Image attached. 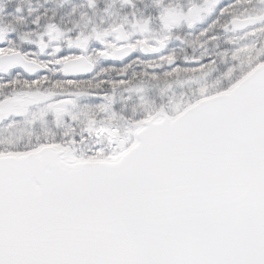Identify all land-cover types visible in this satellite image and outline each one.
<instances>
[{"label": "snow or ice", "instance_id": "1", "mask_svg": "<svg viewBox=\"0 0 264 264\" xmlns=\"http://www.w3.org/2000/svg\"><path fill=\"white\" fill-rule=\"evenodd\" d=\"M152 5L0 19V264H264V0Z\"/></svg>", "mask_w": 264, "mask_h": 264}, {"label": "trees", "instance_id": "2", "mask_svg": "<svg viewBox=\"0 0 264 264\" xmlns=\"http://www.w3.org/2000/svg\"><path fill=\"white\" fill-rule=\"evenodd\" d=\"M64 0H0V19H3L4 22L8 23L9 21H14V23H17L20 17H24L26 15V9L31 8V9H37L39 8L40 10H44L43 6H46L48 3L54 4L57 6V11L54 18H62L63 17H73L75 19H78V15L80 16V13L85 11L82 7L84 4L86 5V10L89 9L88 3L85 0H76L79 6L73 5L71 7V15L70 14H62L60 13V9H63L67 11L69 6H65L63 2ZM139 6L141 12H149V10L152 8V0H134V3ZM58 4V5H57ZM95 5L98 8H95L98 13L100 14L101 11L107 12L108 9L111 7V1L110 0H95ZM22 9V12H17L16 9ZM121 7H116V11L119 12ZM94 8L89 9V11H92ZM75 10V11H74ZM126 12H131L132 8H127L125 10ZM16 13L21 14L18 17L16 16ZM68 12V11H67ZM125 13V12H124ZM48 17V16H45Z\"/></svg>", "mask_w": 264, "mask_h": 264}, {"label": "rangeland", "instance_id": "3", "mask_svg": "<svg viewBox=\"0 0 264 264\" xmlns=\"http://www.w3.org/2000/svg\"><path fill=\"white\" fill-rule=\"evenodd\" d=\"M80 7H82V8L85 10V11H83L82 13H80V21H79V25H80L79 28L83 29L84 27L80 24L81 21L84 19V20H86V21L88 22L93 16H91V15L89 14V12L86 11V9H85L86 6H85V5L80 6ZM28 10H29V9H28ZM28 10H26V13H28ZM15 14H16L17 17L19 16L18 13L15 12ZM20 15H21V14H20ZM107 15L112 16L113 14H108V13H106V12L104 11V14L101 13V14L99 15V17L96 18V19L99 20V21H98V25L101 24V21H103L104 23L107 24V20L105 19V17H106ZM124 17H126V16H124ZM18 18H19V17H18ZM30 18H31V17H30ZM44 18H46V17H44ZM47 18H48V17H47ZM122 19H123V18H121V19H110V20H109V24H110V23H113V22H117V21L122 20Z\"/></svg>", "mask_w": 264, "mask_h": 264}, {"label": "flooded vegetation", "instance_id": "4", "mask_svg": "<svg viewBox=\"0 0 264 264\" xmlns=\"http://www.w3.org/2000/svg\"><path fill=\"white\" fill-rule=\"evenodd\" d=\"M60 26H61V25H60ZM61 27H62V26H61ZM65 29H66V28H65ZM38 30H39V29H38ZM67 30H74V28H71V27H70V28H68ZM78 30H79V29H78ZM80 30H81V29H80ZM80 30H79V31H80Z\"/></svg>", "mask_w": 264, "mask_h": 264}]
</instances>
